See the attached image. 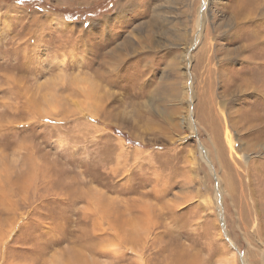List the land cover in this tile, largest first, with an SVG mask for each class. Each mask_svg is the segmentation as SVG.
Here are the masks:
<instances>
[{
    "label": "rangeland",
    "instance_id": "rangeland-1",
    "mask_svg": "<svg viewBox=\"0 0 264 264\" xmlns=\"http://www.w3.org/2000/svg\"><path fill=\"white\" fill-rule=\"evenodd\" d=\"M43 1L0 0V264H264V0Z\"/></svg>",
    "mask_w": 264,
    "mask_h": 264
},
{
    "label": "bare ground",
    "instance_id": "bare-ground-1",
    "mask_svg": "<svg viewBox=\"0 0 264 264\" xmlns=\"http://www.w3.org/2000/svg\"><path fill=\"white\" fill-rule=\"evenodd\" d=\"M172 1V0H171ZM194 1V0H193ZM256 1V0H255ZM47 3H48V1H46ZM138 2L139 1H137V0H127L126 2H124L123 4H120L118 7H119V13H120V16H123V14L124 13H128L129 11H131V10H136L137 11V6H138ZM159 2H162V1H159ZM195 2V1H194ZM210 2H211V0H203V5H202V7H203V9H201L202 11L200 12V16H199V13H198V15H197V21H198V24L199 25H201L200 26V30L198 31V34H200L201 32H202V28H203V26H204V22H205V17H206V14H207V12H208V9H209V7H208V5L210 4ZM245 2V1H244ZM173 4H174V2H172ZM239 3V2H238ZM162 4H163V2H162ZM168 4V3H167ZM166 4V5H167ZM236 4H237V2H236ZM217 5H218V3H217ZM221 5V4H220ZM258 5H260L259 3H255L254 4V6H253V8H252V11L253 10H255V9H257V6ZM171 6V5H170ZM210 6V5H209ZM216 6V5H215ZM235 6V5H234ZM239 6H241V4L239 5ZM250 6H252V5H250ZM169 7V6H168ZM243 7H245V8H243ZM243 7H240V8H243V9H248V5H246V6H243ZM157 8H158V6H156V8H155V10H157ZM235 8V7H234ZM239 8V7H238ZM139 9V8H138ZM259 9V8H258ZM151 10V9H150ZM154 10V9H153ZM154 10V11H155ZM234 10V9H233ZM169 11V9L168 8H166L165 7V9H164V11L163 12H165V13H167ZM236 11V10H235ZM162 13V12H161ZM160 12H158V11H156L155 12V19H157L158 21H159V19L160 20H165V18L166 17H162V14H161ZM139 14V13H138ZM232 14V13H231ZM256 14H257V11L256 12H251V13H240V11H239V13L237 14H232L231 15V18H234V19H238V20H240V21H242V22H250L251 21V19H255V20H258V22H259V20H261L258 24H255L256 26H253V27H249V28H257V29H259V31L261 30L262 31V33L264 32V22H262V20L264 19H260V18H258V17H256ZM164 15V14H163ZM132 17V16H131ZM136 17V16H135ZM138 18L139 17H137L136 18V20L138 21ZM152 18V17H151ZM199 19V20H198ZM154 20V19H153ZM254 21V20H253ZM252 21V22H253ZM256 22V21H255ZM141 24V23H140ZM235 24H237V25H239L237 22L235 23ZM241 24V23H240ZM251 24V23H250ZM246 25V24H245ZM252 25V24H251ZM250 26V25H249ZM246 28V27H245ZM249 28H247L245 31H246V33H245V35L253 42V43H255L254 42V40L258 37V36H260V34L261 33H259V32H257V31H253L252 33H248V31L250 30ZM215 31H218V30H215ZM210 32V31H209ZM213 32V31H212ZM208 34V33H207ZM238 34H240V33H238ZM209 35H211V33H209ZM220 35H221V33H220ZM206 36V35H205ZM216 37H217V35H215ZM241 37H242V35H241ZM236 38V37H235ZM263 38V37H262ZM204 41L201 43L202 44V46L201 47H205V51L207 50V47H209V45L213 42V41H215V38H209V36L208 37H204ZM240 39V38H239ZM259 39V38H258ZM238 41V39H233V42H237ZM263 41V40H262ZM261 41V42H262ZM238 43V42H237ZM250 44V45H245V43H244V45L242 44V46H240V47H244L248 52H250L254 47H256L255 46V44ZM200 47V48H201ZM262 49V48H261ZM228 52H230V50H227ZM253 51V50H252ZM113 56H115V55H112V57ZM225 58V57H224ZM113 60L114 59H112L111 60V62H110V64L113 62ZM241 70L242 71H244L245 73H249V76H254V74L255 73H261V77H262V79L261 80H264V52L263 53H261L260 54V52H259V54L258 53H256V54H253V55H251V56H246V59H245V63H244V65H243V67L241 68ZM222 75L224 76L225 75V70L223 69V72H222ZM254 80H256V79H254V78H251V79H247V81H248V83L249 84H254L256 87H259V88H261V86H260V83H259V81H257L258 82V84H255L254 83ZM224 81V80H223ZM264 83V82H263ZM248 86V85H247ZM250 87V86H249ZM223 88H224V92L225 91H227V86H223ZM260 92V91H262L261 89H259V90H256V92ZM255 92V93H256ZM258 92V93H259ZM223 94H225V93H223ZM254 94V93H253ZM255 97H256V95H254ZM261 96V95H260ZM259 98V97H258ZM259 99H261V101H263L264 102V95H263V97H261V98H259ZM251 101H254V100H251ZM251 101H249L248 103H250ZM259 101V100H258ZM260 109V108H259ZM261 112V111H260ZM254 114V118L252 119V118H248V119H246L247 120V122H248V124L250 125V124H252L253 122L251 121V119L252 120H260L261 122L260 123H262V119H263V117L261 116V114H258V113H256V112H254L253 113ZM250 116V115H249ZM264 122V121H263ZM253 124H256V123H253ZM261 166H262V170H261V173H260V175L257 177V178H255V180H257V181H259L260 180V178H261V181L259 182V183H257V184H254V185H251L250 183H249V190H248V196L254 201H256V199L257 198H259V194H258V191L259 190H261L263 187H264V180H262V179H264V164H261ZM248 179H250V177H249V174H247V176H246ZM230 188L233 186V184L232 183H230ZM232 189V191H234L235 192V190H234V188L232 187L231 188ZM260 192H262V191H260ZM107 204V203H106ZM95 205H97L96 203H95ZM94 206V205H93ZM99 207H100V205H99ZM94 208V207H93ZM107 208H108V205H107ZM97 209H99V208H97ZM100 209H102V208H100ZM94 210V209H93ZM259 210V209H258ZM95 211V210H94ZM102 211V210H101ZM106 211V210H105ZM103 212V211H102ZM101 212V213H102ZM100 213V211H99V213L98 214H100V215H102ZM105 213V212H104ZM96 214V213H95ZM21 217H23V216H21ZM261 219V218H260ZM259 227H260V225H258ZM60 264H61V262H60Z\"/></svg>",
    "mask_w": 264,
    "mask_h": 264
},
{
    "label": "trees",
    "instance_id": "trees-1",
    "mask_svg": "<svg viewBox=\"0 0 264 264\" xmlns=\"http://www.w3.org/2000/svg\"><path fill=\"white\" fill-rule=\"evenodd\" d=\"M17 2L19 4L23 3V5H29V6H32L34 8L39 7V6H44V1L43 0H17ZM66 12L70 13V11H64V15H65ZM66 17L69 18L70 16L66 15Z\"/></svg>",
    "mask_w": 264,
    "mask_h": 264
}]
</instances>
